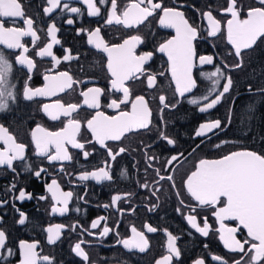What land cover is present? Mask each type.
Listing matches in <instances>:
<instances>
[{"label":"snow or ice","instance_id":"1","mask_svg":"<svg viewBox=\"0 0 264 264\" xmlns=\"http://www.w3.org/2000/svg\"><path fill=\"white\" fill-rule=\"evenodd\" d=\"M78 2L83 7L74 6L73 0H41L38 13L32 16L27 14L23 0H0V118L15 116L22 111L24 102L35 105L30 117L34 123L25 132L27 141L0 122V170L12 174V180L0 189V209L10 206L17 213L15 222L20 226L26 225L29 217L17 201L21 205L25 201H47L50 216L80 213L81 208L72 205L89 203L88 182L110 184L116 179V170L121 179L130 178L128 168L120 167V161L129 153L123 141L154 133L152 139L162 142L159 147L176 149L178 140L167 131L166 114L186 100L199 113L209 116L194 129L193 139L200 138V143L192 152L204 145L222 154L199 158L178 186L176 175L187 160L184 152H176L161 162L150 151L153 144L141 140L143 156L132 164L137 172L142 169L136 185L144 191L145 199L155 198L143 207L155 212L167 185L176 200L174 211L188 227L200 237L214 235L225 250L224 254L209 252L211 262L264 264V146L260 150H227L226 145L234 141L221 137L227 135L239 116L254 123L256 116L262 115L259 106L264 104V83L255 88L247 85V93L256 97V103L249 100L240 114L234 110L233 93L238 83L234 74L249 66L257 47L264 43V0H207L200 7L187 4V0ZM189 8L193 10L189 12ZM85 16L102 21V26L95 28H76L75 35L83 37L87 48L94 52L91 66L99 69L105 86L96 84L94 77L86 80L77 76V72L85 71L82 65L73 70L81 55L74 54L59 36L61 20L73 26V17ZM153 22L159 29L171 31L157 39ZM112 27L122 30V34L108 40L104 29ZM205 44L215 51L202 50ZM57 46L59 53L54 50ZM158 55L163 58L159 69L154 67ZM44 64L47 66L42 69ZM207 66L212 70H204ZM36 75L42 81L39 86L32 83ZM73 93L78 99H65ZM220 107H226L225 115L213 118V110ZM245 128L248 135L252 126L246 124ZM98 150L103 156L99 165H92L91 169L80 165L81 158L89 161ZM21 174L42 181L44 194L36 196L21 186ZM81 187L83 195L76 191ZM138 195L115 194L102 207H115L118 214H123V204L128 203L129 213L135 214L131 198ZM107 220L108 217L99 216L87 227L79 221L54 223L42 231L48 246L63 243L62 237L70 232L105 238L114 234L116 243L132 254L149 252L148 234L163 231L165 252L154 264H176L181 260L182 250L177 243L180 237L167 228L148 222L141 228L131 224L129 234L121 236L119 220L111 227ZM3 223L4 216L0 215V225ZM96 229L100 231H92ZM85 244L91 242L79 239L71 246V252L82 264H95L83 247ZM204 248L209 245L205 243ZM0 264L58 262L54 255L43 254L40 240L10 243L9 233L0 227ZM117 264H121L118 259ZM192 264H208L207 257L202 254Z\"/></svg>","mask_w":264,"mask_h":264},{"label":"flooded vegetation","instance_id":"2","mask_svg":"<svg viewBox=\"0 0 264 264\" xmlns=\"http://www.w3.org/2000/svg\"><path fill=\"white\" fill-rule=\"evenodd\" d=\"M166 3H170V0H165ZM207 0H187V4L193 5L194 7L202 6ZM213 3L216 0H212ZM25 9L28 15L36 16L39 11V5L41 0H23ZM74 6L83 7L78 0H73ZM193 9L189 8V12ZM76 23L73 26H69L66 23L60 21V27L62 29L59 36L62 38V42L65 46L73 49L74 54L79 52L81 55V61L79 65H73V70L76 71L81 65L84 68V72H77V76L82 79H89L94 77L95 83L99 86H105L106 81L101 78L100 71L98 68L91 66L93 60L95 59V54L92 50H89L84 43L83 37H77L75 35V29L81 26L95 28L97 26H102V21L99 18L91 17H81L76 18ZM43 27V25H40ZM152 31L157 32L159 35L157 39L167 36L170 30L159 29L155 26L153 22ZM104 34L108 40H113L114 36L118 37L122 34V30L117 29L116 27L105 28ZM150 39H152L150 37ZM223 47V44L220 45ZM57 53L60 52L59 46L55 49ZM202 50L206 52L215 51L211 48L210 44L202 45ZM163 63V58H158L154 67L159 69ZM47 64L42 65L46 67ZM41 69V70H42ZM204 70H212L210 66H207ZM261 73H264V43L259 44L254 54V57L249 64V66L244 71H238L234 75L237 78L236 90L233 93L235 98L234 110L237 114H240L241 109L244 105L247 104L249 100L253 103H256V97H250L247 93V85L252 84L255 88L258 83H264V76H261ZM41 78L39 75L34 76L33 85L39 86L41 84ZM165 87L167 86V81L164 82ZM91 86V84L89 85ZM139 85H137V90H139ZM171 98V93H169ZM190 98V97H189ZM66 100L75 101L78 99V96L73 93L65 97ZM152 107L156 109V102L152 103ZM22 111L15 114V116H7L6 118H0V122L6 123L12 130L17 131L20 138L27 141V136L25 132L28 125L33 124L34 121L30 118L35 112V105H30L27 102L21 104ZM107 111V110H106ZM244 112H247V109L244 108ZM226 113V107H220L218 110H213L212 117L216 118L223 116ZM259 113L262 115H257L255 122L252 123L247 120L246 117L239 116L237 122L234 123L232 129L225 134H221L223 139H228L234 141V143H229L226 145L227 150H236L241 148H254L260 150L264 146V141L261 140V137H264V104H260ZM19 117H24V119H19ZM166 118L168 120L167 131L170 135L174 136L178 140L176 149L169 151V148H161L158 140H153L152 134H145L143 137H132L131 139H126L123 141V145L129 148V153L126 154L125 159L120 161V167H127L130 173V178L125 180L119 177V171L116 170L114 175L116 179L112 183H101L97 184L94 181L88 182V195L86 199L89 203L85 204L83 201L78 203L74 202L73 207L79 206L81 208L80 213L71 212L67 217L60 216H50L48 214V202L47 201H25L22 205L17 201L16 204L18 207H21L23 211L28 214L29 222L24 226L16 224L15 220L17 213L10 207L5 206L3 209H0V215L4 216V223L0 225L3 227L10 236V243L18 242L19 239L26 240H40L43 248V254L54 255L58 264H82L80 258L75 257L74 253L71 252V246L74 245L79 239H84L85 241H90L91 244H85L86 251L89 253L91 260L95 264H117V259L121 262L127 261L128 264H154V260L158 259L161 255L164 254L166 243V237L163 234V231H160L156 234H148L151 242V248L149 252L144 254H132L124 250L120 245L116 243L117 237L114 234H109L108 237H92L88 236L86 233L79 234L78 232L66 233L63 239V243L58 244V246H48L45 240V233L42 229L47 227L49 224L54 223H64L70 224L79 221L83 226L87 227L90 225L91 221L96 219L99 216L108 217L107 223L111 227L114 222L119 220L120 228L118 231L121 236H126L129 234L128 229L131 224H135L137 228H141L143 223L148 222L153 226L164 229L167 228L174 235L180 237L177 241L178 246L182 250L181 260L176 262V264H192V261L201 257L203 254L207 257L208 264H214L210 261V256L208 253L214 254H224L225 250L222 245L216 239L214 235H211L208 238L200 237L198 233H195L191 230L186 221L178 215L174 208L177 206L174 195L167 190V185L163 190V195H161L160 207L155 212H149L146 208L143 207L145 203L150 204L152 200L144 198V191L138 189L136 181L141 178L142 169L140 172H137L136 169L132 168V164L137 159H141L143 152L141 149L143 145L141 140L144 141V144L152 143L153 148L150 150L153 155L160 157L162 160L165 157H168L176 152H184L187 160L184 161L183 165L180 166L179 172L176 175L177 185L181 183V178L192 168L193 164L202 157L215 158L217 155L222 153L219 150H210L208 147L201 145L200 148H197L195 152H192L193 148L200 143V138L193 139L194 129L198 127L199 123L205 122L209 118L208 114L199 113L193 106L189 105L186 100L178 106L174 111L167 112ZM36 119L39 120V116H36ZM51 123V122H48ZM246 124H251L252 131L248 135H245ZM244 129V131L236 130ZM249 136L252 139H249ZM214 140L219 142V138L214 137ZM206 143H211L208 141ZM136 149V151H133ZM102 150H98L94 158H90L89 161H84L80 159V165H83L85 168L91 169L92 165H99L103 156L101 155ZM192 155H188L189 153ZM34 159V158H33ZM159 166V163H157ZM79 165L77 170H79ZM71 171L72 169L69 168ZM151 180V175L148 177ZM12 180L11 173H4L3 170H0V189L4 188L8 182ZM19 184L26 187L34 195L39 196L44 194L43 182L37 181L35 178L27 175L21 174L19 178ZM79 195H83V187L76 189ZM126 192H138V196L131 198V206L136 208L135 214L129 213V204L124 203L123 207L125 209L123 214H118L115 207L110 209H104L103 204L110 203L111 197L115 194H124ZM3 196V192L0 191V197ZM210 222L211 218H210ZM104 222L102 221V224ZM96 233L100 229L92 230ZM191 232V235L189 233ZM209 245L208 249L204 248V244Z\"/></svg>","mask_w":264,"mask_h":264},{"label":"water","instance_id":"3","mask_svg":"<svg viewBox=\"0 0 264 264\" xmlns=\"http://www.w3.org/2000/svg\"><path fill=\"white\" fill-rule=\"evenodd\" d=\"M171 31V30H170Z\"/></svg>","mask_w":264,"mask_h":264}]
</instances>
